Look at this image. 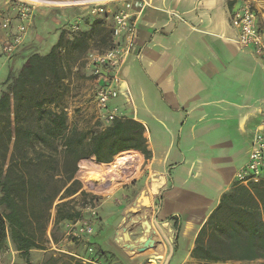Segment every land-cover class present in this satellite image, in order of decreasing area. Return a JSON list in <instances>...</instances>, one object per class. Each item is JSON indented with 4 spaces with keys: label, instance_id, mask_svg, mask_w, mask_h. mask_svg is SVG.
Segmentation results:
<instances>
[{
    "label": "crops",
    "instance_id": "obj_1",
    "mask_svg": "<svg viewBox=\"0 0 264 264\" xmlns=\"http://www.w3.org/2000/svg\"><path fill=\"white\" fill-rule=\"evenodd\" d=\"M236 1H120L134 18L135 36L113 103L126 120L141 127L148 155L130 149L138 157L136 173L98 204L92 198L85 208L77 207L78 218L60 220L70 226L84 213L95 214L87 243L80 237L73 246L65 236L51 240L57 250L96 264L194 261L195 238L235 183L236 170L248 159L253 129L264 114V63L238 42L231 23ZM93 3L104 0L38 7L28 29L36 35L42 8L79 7L78 13H86ZM0 6L9 7L1 1ZM258 19L264 22L259 13ZM29 51L21 47L14 55L16 71L34 53ZM141 192L150 194L151 203L131 210ZM14 252L18 254L15 247Z\"/></svg>",
    "mask_w": 264,
    "mask_h": 264
},
{
    "label": "trees",
    "instance_id": "obj_2",
    "mask_svg": "<svg viewBox=\"0 0 264 264\" xmlns=\"http://www.w3.org/2000/svg\"><path fill=\"white\" fill-rule=\"evenodd\" d=\"M73 42L69 41L68 44L73 45ZM62 43L63 36L60 34L46 54L31 53L27 56L7 90L0 93V124L6 134V141L11 140L12 110L15 122L14 143L21 132L27 137L30 136V131H22L19 125L23 110L30 107L38 111L39 120L45 119L43 125L47 132L55 135V132L65 128L64 112L43 109L45 105L53 102L65 76L60 53ZM62 146L63 183L53 194L44 198L52 203L58 196L60 202L55 205L57 221L73 220L79 216L76 209L69 207L68 200L63 201L78 191L81 195L85 194L81 182L74 177L78 172V161L82 168L84 160L89 156H94L96 162L110 163L119 157L131 155L133 168L137 171L138 157L129 152L135 150L145 158L148 155L141 127L126 119H115L89 138L84 131H78L74 127L68 134L63 135ZM36 158L38 161L41 155ZM32 163L33 159L24 153L20 161L14 163V180L9 171H3V164H0V250L9 238L27 263L32 249H44L37 240L36 232L41 235L45 221L48 220L47 218L42 221V217L35 213L29 217L25 211L26 197L31 196L34 189L41 188L43 182L37 175L23 170ZM16 166L18 169H15ZM54 176L56 175H48L47 180ZM174 229L177 237V222L174 223ZM191 257L212 264H264V180L247 185L234 183L221 195L218 205L195 238ZM71 264L96 263L73 259Z\"/></svg>",
    "mask_w": 264,
    "mask_h": 264
},
{
    "label": "rangeland",
    "instance_id": "obj_3",
    "mask_svg": "<svg viewBox=\"0 0 264 264\" xmlns=\"http://www.w3.org/2000/svg\"><path fill=\"white\" fill-rule=\"evenodd\" d=\"M4 4L8 3V0H0ZM248 1L250 5L260 14V17L264 19V10L258 6L256 0H238ZM112 9L123 8L121 2H115L109 5ZM79 7H47L42 8V16L37 19L36 35L31 34V30H27V35L23 43L17 48L16 52L12 53L9 57L4 56L0 51V88L2 91L7 90L11 80L17 74L19 69L14 68V55L19 53V49L22 47L30 48V51L38 53L40 55L47 53L48 48L54 44L56 37L62 34L63 43L60 47V53L62 57V67L64 70V79L60 88L56 91L57 95L51 104H47L43 109H52L56 112H64L66 109V126L64 129L55 132V135L47 132L44 128V121L39 120L38 111L35 108L30 107L24 109L20 119L19 125L23 129L30 131V136H26L24 133H19L17 141L14 143L15 134V122L14 111H11V140L6 141V134L0 124V164H3V171H9L11 178L14 180V163H18L24 153L27 157H31L34 161L32 164H28L23 170H28L31 173L38 176L41 179L42 187L34 189L31 192V196H27L25 199V211L26 214L31 217L32 213L41 216V220L45 221L44 231L40 235L36 232L37 240L43 246V250H34L29 256V262L27 263L20 254L14 252V246L10 239L6 240L4 248L0 250V264H71L73 257H69L65 252H61L58 247H54L51 244V240L58 242L65 236L68 237V241L76 246L79 244V237L74 236V230L77 228L72 226H66L61 223L60 220H56V204L59 203L58 196L52 203L45 201V197L53 194L57 187H60L64 178L62 177L63 171V135H66L74 127H79L78 131H84L89 138L91 135H95L101 130L92 124V116L82 115L79 109L76 108V102L78 91L85 87H89L90 84L86 83V77L81 74L80 71H73V67L84 56L88 48L103 46L109 38V28L107 24L101 26L98 22H94L93 19L84 12H80ZM4 15L11 17V25L9 34L14 35L16 33V24L14 25V11L10 8L5 9L0 6V18ZM80 20V28L76 31V35L73 36V40H69L66 37V28L70 27L71 22ZM57 20L59 24L53 25V21ZM30 36V37H29ZM4 37V31L0 28V39ZM28 37V42L26 43ZM57 41V40H56ZM69 41H74L73 45H69ZM29 51V52H30ZM16 71V72H15ZM10 77V80L6 81V78ZM72 77V80L70 79ZM68 79L67 83L65 80ZM71 83V87L69 86ZM1 91V92H2ZM126 117V115L124 116ZM78 125V126H77ZM43 138V140L41 139ZM41 155V158L37 161V158ZM37 161V162H36ZM80 161H78L77 176L80 179L81 187L85 191L84 195H78L76 198L69 199V207L76 209L77 207H84L91 203L92 198L99 200L106 198L111 194L112 189L123 183L124 180L132 177L136 171L133 168V159L131 166L124 173L112 177L107 180L102 187L96 188L93 185L87 186L85 183L91 181V175H83L81 173L83 167H80ZM9 166V167H8ZM27 168V169H26ZM15 169H18L16 166ZM54 174L53 179H48V175ZM77 178V179H78ZM47 180V181H46ZM1 195V193H0ZM95 214L84 213V219H95ZM79 227V226H78ZM68 231V235L66 232ZM77 231V230H76ZM79 239V240H78ZM110 258V257H109ZM196 264H212L207 262H200L194 259ZM152 264V263H150Z\"/></svg>",
    "mask_w": 264,
    "mask_h": 264
},
{
    "label": "built area",
    "instance_id": "obj_4",
    "mask_svg": "<svg viewBox=\"0 0 264 264\" xmlns=\"http://www.w3.org/2000/svg\"><path fill=\"white\" fill-rule=\"evenodd\" d=\"M120 1L131 0H104V3H93L89 6L86 14L101 26L107 24L109 38L103 46L88 48L82 59L73 67V71H80L86 77V83L90 84L89 87L78 91L76 108L82 115L92 116V124L100 130L115 119H125L124 113L113 100L119 93L120 69L126 63L133 47L135 22L128 10L109 7L110 4ZM63 2L64 0H8L9 7L6 9L14 11L16 33L9 34L11 17L2 16L0 28L5 35L0 42L1 53L9 57L23 43L36 8L60 5ZM231 23L238 30V42L242 46L250 47L264 63V22L259 21L258 12L248 1H236L231 13ZM79 24L80 20L77 19L66 28V37L69 40H73L80 28ZM70 79L72 80V77ZM67 81L68 79L65 80L66 83ZM69 86H72L71 83ZM259 180H264V114L253 129L248 159L238 167L234 175V182L243 185ZM70 226L77 228V231L74 230V236L84 239V243L88 242L85 239L93 233L90 220L81 218Z\"/></svg>",
    "mask_w": 264,
    "mask_h": 264
},
{
    "label": "bare ground",
    "instance_id": "obj_5",
    "mask_svg": "<svg viewBox=\"0 0 264 264\" xmlns=\"http://www.w3.org/2000/svg\"><path fill=\"white\" fill-rule=\"evenodd\" d=\"M256 1L258 2V0ZM259 4L264 7V0ZM131 161V155L119 157L110 163H99L94 157L89 156L84 160V167L81 171L83 175H91V181H87L85 184L87 186L93 185L96 188L102 187L107 180L129 169Z\"/></svg>",
    "mask_w": 264,
    "mask_h": 264
},
{
    "label": "water",
    "instance_id": "obj_6",
    "mask_svg": "<svg viewBox=\"0 0 264 264\" xmlns=\"http://www.w3.org/2000/svg\"><path fill=\"white\" fill-rule=\"evenodd\" d=\"M77 166H78V163H77ZM150 192L151 193H156V188H151L150 189ZM151 203V196L149 193H144V192H141L140 193V200H138L135 204H133L131 210H135V209H138L141 205H148Z\"/></svg>",
    "mask_w": 264,
    "mask_h": 264
}]
</instances>
